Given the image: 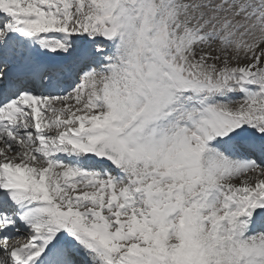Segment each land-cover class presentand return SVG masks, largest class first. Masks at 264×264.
Masks as SVG:
<instances>
[{
  "label": "snow or ice",
  "instance_id": "snow-or-ice-1",
  "mask_svg": "<svg viewBox=\"0 0 264 264\" xmlns=\"http://www.w3.org/2000/svg\"><path fill=\"white\" fill-rule=\"evenodd\" d=\"M0 264H264V0H0Z\"/></svg>",
  "mask_w": 264,
  "mask_h": 264
}]
</instances>
